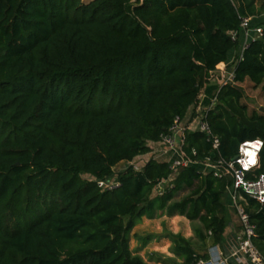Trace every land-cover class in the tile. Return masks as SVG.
<instances>
[{
    "label": "trees",
    "instance_id": "16d2710c",
    "mask_svg": "<svg viewBox=\"0 0 264 264\" xmlns=\"http://www.w3.org/2000/svg\"><path fill=\"white\" fill-rule=\"evenodd\" d=\"M254 15L235 0H0V264H147L130 235L160 213L199 221L203 249L209 240L222 245L233 178L217 162L232 160L246 140L264 141V115L248 114L240 86L249 80L264 91V19L252 20L263 36L249 43L208 113L219 150L202 133L182 135L185 158H210L226 176L182 168L157 195L168 163L114 168L151 153L210 83L220 88L217 66L238 47L230 32ZM115 177L119 188H99ZM247 203L264 255V205ZM167 237V264L209 259L183 235ZM140 239L146 247L152 236Z\"/></svg>",
    "mask_w": 264,
    "mask_h": 264
},
{
    "label": "built area",
    "instance_id": "2783aa9c",
    "mask_svg": "<svg viewBox=\"0 0 264 264\" xmlns=\"http://www.w3.org/2000/svg\"><path fill=\"white\" fill-rule=\"evenodd\" d=\"M231 38L238 43L240 50L228 62L223 69H218L217 75H223L224 81L219 83V89H215L212 94H207L206 90L200 96V103L197 107L192 106L184 118L177 117L173 125L168 129L166 134L161 136V140L154 144L162 146V150L168 154L165 163L169 164L171 171L170 178L164 180L155 190V194L163 195L166 187H173L172 182L175 180L182 168L195 165L196 168H204L206 174L213 173L215 177L222 178L226 176V172H222L220 168L214 165L210 158L204 163H192L185 158L182 150V135L187 129L190 132H199L204 134L208 141L212 143L214 150H219L220 139L214 134L207 116L208 113L218 103L219 90L228 83H234L235 66L243 59L245 49L249 43L263 36L262 27H253L251 17H243L240 29L230 32ZM241 38L245 39L243 44L240 43ZM213 82H216L214 80ZM209 99L208 103H205ZM264 149V141L262 139L246 140L239 145L237 155L230 161L220 159L217 164L225 166L227 171L232 174L233 182L226 190L229 194L232 208L237 215L240 223V232L231 242V257L236 258L241 264H264V255L258 250L254 244L256 237L255 226L251 222L250 215L246 211L248 199H252L257 203L264 205V173L257 175L256 171L260 168V156ZM193 155H197L195 149L192 150ZM254 161V162H253ZM131 164V163H129ZM137 171L143 167L131 164ZM204 174V172H201ZM205 174V175H206ZM99 188L106 191H114L121 186V183L115 178L110 180L97 181ZM202 262V261H201ZM222 264V259L209 260L207 264ZM200 264V262H199Z\"/></svg>",
    "mask_w": 264,
    "mask_h": 264
},
{
    "label": "rangeland",
    "instance_id": "374dc122",
    "mask_svg": "<svg viewBox=\"0 0 264 264\" xmlns=\"http://www.w3.org/2000/svg\"><path fill=\"white\" fill-rule=\"evenodd\" d=\"M84 1L88 2L91 0ZM239 50L240 46L235 49V51ZM233 56L231 57V59L233 58ZM223 68L224 67L222 66H218V69ZM212 85L213 84H211L210 87ZM240 86L242 87L246 95L245 98L242 99L241 103L247 106L248 114L256 111L264 115V112H262L261 109L264 108V91L262 90V87H255V85L249 80H246L243 84H240ZM130 166L131 164L129 163H122L115 167L114 171L115 173H119L126 170ZM85 178H88V176H85ZM189 193V190L179 192L174 201L181 200ZM223 202L227 206L228 215H235V221L237 222L238 218L237 215L234 214V209L231 207L229 194L226 193L223 196ZM199 226H201V223L199 221L192 222L181 216L169 217L165 213L158 214V216L154 219L144 218L133 229L130 235V248L134 253L140 255L147 264H167L166 261L169 258H174V255L171 253L172 242L169 237H167V235L169 233L181 234L185 238L190 239L202 254H207L209 259L207 261L205 260L200 262V264H207L209 260L212 261L215 259H222V264H241L239 260L231 257L232 247L230 246L229 242L234 241L232 240L234 238L233 234L226 237L228 241L224 243L225 245H213V240H209L207 242L206 249H203L195 235V228ZM148 236H152V240L148 245H146V247H143V242L140 238H145ZM209 263L211 264V262Z\"/></svg>",
    "mask_w": 264,
    "mask_h": 264
},
{
    "label": "crops",
    "instance_id": "0c3cea01",
    "mask_svg": "<svg viewBox=\"0 0 264 264\" xmlns=\"http://www.w3.org/2000/svg\"><path fill=\"white\" fill-rule=\"evenodd\" d=\"M235 1H236L237 5L239 7H241L246 13L254 12L257 15V16L256 15L249 16L252 18L253 23H258L260 20L264 19V11L262 10V7L264 5V0H235ZM244 42H245V39L241 38L240 43L243 44ZM236 53H237V51L234 50L233 53L231 54V56L236 55ZM228 62H230V60ZM228 62L221 63L223 65L222 67H224ZM211 84H213V85L210 87ZM211 84H209L208 87L206 88L207 94H212L218 86L217 84H215V82H212ZM208 101H209V99H207L205 103H208ZM150 145L152 148V152L147 154V155L137 157L133 162H131V164L133 163V164L139 165L140 167H144L145 164L150 159H155V160H158L160 162L166 161L168 154L166 152H164V150H162L163 149L162 146L159 144H154V143H152ZM199 171L204 172V174L207 173V171L204 170V168H201V169L199 168ZM230 202H231V200H230ZM231 207H232V204H231ZM229 224H230V226L226 231V237L228 235L233 234V237L235 238V236L238 235V233L240 232V228H239L240 223H239V221H237V222L235 221V215L234 216L230 215ZM238 228H239V230H238ZM234 238L232 240H234ZM227 241H228V239L225 238L224 243ZM230 243L231 242H229V244Z\"/></svg>",
    "mask_w": 264,
    "mask_h": 264
},
{
    "label": "water",
    "instance_id": "95a60500",
    "mask_svg": "<svg viewBox=\"0 0 264 264\" xmlns=\"http://www.w3.org/2000/svg\"><path fill=\"white\" fill-rule=\"evenodd\" d=\"M262 109V112H264V108H261Z\"/></svg>",
    "mask_w": 264,
    "mask_h": 264
},
{
    "label": "snow or ice",
    "instance_id": "6c2138e0",
    "mask_svg": "<svg viewBox=\"0 0 264 264\" xmlns=\"http://www.w3.org/2000/svg\"><path fill=\"white\" fill-rule=\"evenodd\" d=\"M254 162V161H253Z\"/></svg>",
    "mask_w": 264,
    "mask_h": 264
}]
</instances>
